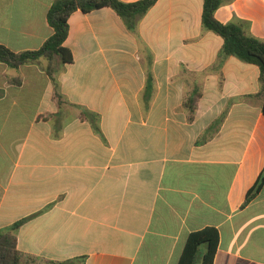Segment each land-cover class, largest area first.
Masks as SVG:
<instances>
[{
	"label": "crops",
	"instance_id": "crops-1",
	"mask_svg": "<svg viewBox=\"0 0 264 264\" xmlns=\"http://www.w3.org/2000/svg\"><path fill=\"white\" fill-rule=\"evenodd\" d=\"M55 1L0 0V45L40 49ZM203 4L159 0L136 32L111 8L74 13V60L56 62L55 82L44 59L0 62V231L34 216L17 231L25 261L178 264L188 236L211 227L214 264H264V186L244 207L264 169L260 68L231 56L217 69L224 40L203 28ZM216 18L264 40V0H224Z\"/></svg>",
	"mask_w": 264,
	"mask_h": 264
},
{
	"label": "trees",
	"instance_id": "trees-1",
	"mask_svg": "<svg viewBox=\"0 0 264 264\" xmlns=\"http://www.w3.org/2000/svg\"><path fill=\"white\" fill-rule=\"evenodd\" d=\"M159 0H139L126 3L121 0H56L48 12V22L53 29L51 37L43 46L35 51L16 53L4 45H0V62L11 68H20L28 63L44 59L48 62L47 72L55 82L56 62L62 65L73 63L72 52L65 47L69 36V20L76 12L89 14L103 8H111L123 20L127 29L136 32L138 24L143 17L156 5ZM224 0H204L202 24L203 28L211 31L224 40L223 47L218 55L217 69H220L227 58L234 56L241 61L256 65L260 68L261 90L256 97L263 101L264 113V40L255 37L251 32V24L245 20L235 19L227 24L221 23L216 18L218 9ZM20 84V80L16 81ZM55 98L59 105L64 104L62 95L55 83ZM153 89L151 73L147 77V86L144 99L149 100ZM203 96L200 88H195L186 98L184 108L188 112V120L193 121ZM81 119L87 120L95 132L101 135L99 128V115L80 108ZM264 186V169L255 184L246 194L244 207L249 205L261 192ZM34 216L25 218L8 229L0 231V264H36L35 259L24 260V255L17 246V231ZM220 235L216 228H205L191 233L178 264H214L219 247ZM205 245V252L200 257L199 251ZM45 264H76L75 261L54 262L46 261Z\"/></svg>",
	"mask_w": 264,
	"mask_h": 264
},
{
	"label": "rangeland",
	"instance_id": "rangeland-1",
	"mask_svg": "<svg viewBox=\"0 0 264 264\" xmlns=\"http://www.w3.org/2000/svg\"><path fill=\"white\" fill-rule=\"evenodd\" d=\"M205 250H206L205 245L200 248V251H199V256L200 257L203 255V253L205 252Z\"/></svg>",
	"mask_w": 264,
	"mask_h": 264
}]
</instances>
